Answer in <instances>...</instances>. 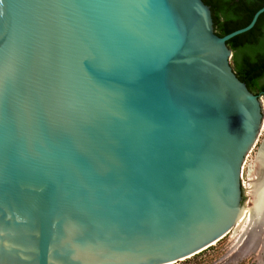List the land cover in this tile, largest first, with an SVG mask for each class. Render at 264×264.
<instances>
[{"label":"water","instance_id":"1","mask_svg":"<svg viewBox=\"0 0 264 264\" xmlns=\"http://www.w3.org/2000/svg\"><path fill=\"white\" fill-rule=\"evenodd\" d=\"M263 11L220 36L203 0H0V264H173L225 236L264 120L226 42Z\"/></svg>","mask_w":264,"mask_h":264},{"label":"rangeland","instance_id":"2","mask_svg":"<svg viewBox=\"0 0 264 264\" xmlns=\"http://www.w3.org/2000/svg\"><path fill=\"white\" fill-rule=\"evenodd\" d=\"M263 138L264 120L243 165V210L237 224L210 247L173 264H264V176L256 171V154Z\"/></svg>","mask_w":264,"mask_h":264},{"label":"trees","instance_id":"3","mask_svg":"<svg viewBox=\"0 0 264 264\" xmlns=\"http://www.w3.org/2000/svg\"><path fill=\"white\" fill-rule=\"evenodd\" d=\"M203 1L210 6L214 31L220 36L245 26L254 13L250 11L248 19L238 25L231 0ZM226 43L232 50L230 64L236 76L246 83L251 92L256 91L260 86V76H264V25L260 26L257 21L251 29L230 38Z\"/></svg>","mask_w":264,"mask_h":264},{"label":"flooded vegetation","instance_id":"4","mask_svg":"<svg viewBox=\"0 0 264 264\" xmlns=\"http://www.w3.org/2000/svg\"><path fill=\"white\" fill-rule=\"evenodd\" d=\"M263 5H264V0H231V7L234 12L235 23L238 25L243 24L248 19L250 15V11L255 12ZM259 16H260V19L258 20ZM259 16L256 22L258 21L259 25L263 26L264 25V11L260 13ZM259 81H260V86L253 93L260 96V98H263V102H264V76L262 77L260 76Z\"/></svg>","mask_w":264,"mask_h":264},{"label":"bare ground","instance_id":"5","mask_svg":"<svg viewBox=\"0 0 264 264\" xmlns=\"http://www.w3.org/2000/svg\"><path fill=\"white\" fill-rule=\"evenodd\" d=\"M257 157V156H256ZM258 159L260 160L258 163V173L260 174L261 178L264 176V153L260 154V157L258 156ZM259 179V178H258ZM257 179V180H258ZM257 182V181H256ZM253 188V187H251ZM258 189V188H257ZM264 189V186H263ZM255 190V189H254ZM261 201V200H260ZM242 213V212H241ZM241 215V214H240ZM240 217V216H239Z\"/></svg>","mask_w":264,"mask_h":264}]
</instances>
